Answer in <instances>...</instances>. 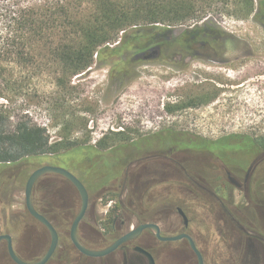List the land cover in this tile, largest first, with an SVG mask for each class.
<instances>
[{"label":"flooded vegetation","instance_id":"obj_1","mask_svg":"<svg viewBox=\"0 0 264 264\" xmlns=\"http://www.w3.org/2000/svg\"><path fill=\"white\" fill-rule=\"evenodd\" d=\"M207 37L196 27L190 43L204 45ZM203 56L198 50L178 54L179 61L186 63ZM214 61L222 63L220 57ZM183 135L190 133L167 131L140 138V143L147 140L158 146L147 149L148 145L142 150L144 146L140 145V154L134 155L138 147L130 146L124 155L112 156L95 149L93 160L80 157L73 171L46 165L72 173L88 192V208L77 227V237L87 250H107L141 226H153L105 256L85 255L71 238L82 208L80 192L61 175H45L41 183L42 204L35 199V188L43 177L33 188V202L38 213L51 223L58 239L46 264H264V147L256 145L254 137L238 134L208 140L222 141V145L214 146L202 145L199 136L194 135L197 137L192 138L193 145L184 149L162 140ZM228 142L246 146L231 147L228 152ZM197 144L199 149L194 148ZM185 152L189 156H183ZM106 157H111V161ZM11 165L14 164H0V264H19L11 255L6 236L20 261L36 264L49 252L53 234L29 212L41 228L22 225L15 232L9 228L3 181L4 170ZM28 175L27 171L20 173L17 182L27 184ZM172 196L175 203H163ZM102 200L114 201L105 216L98 210V201ZM158 235L167 239L187 235L195 249L186 237L172 242L163 241Z\"/></svg>","mask_w":264,"mask_h":264},{"label":"rangeland","instance_id":"obj_2","mask_svg":"<svg viewBox=\"0 0 264 264\" xmlns=\"http://www.w3.org/2000/svg\"><path fill=\"white\" fill-rule=\"evenodd\" d=\"M255 9L254 15L258 0ZM254 15L238 14L234 0L229 5L216 1L201 19L192 18L170 28L159 37L158 45L148 50L135 55L123 51L102 61L95 57L93 67L74 76L67 91L56 87L51 70L27 73L16 69L10 72V84L0 80V116L8 118L5 124L9 128L23 120L45 128L51 145L64 137L96 145L111 133L137 140L167 131L212 141L234 134L258 139L264 135V17L257 20ZM206 25L202 31L208 34L204 45L190 43L193 30ZM189 50L204 56L190 63L179 61L180 51ZM219 57L222 63L214 61ZM190 102L202 105L183 109ZM168 107L175 110L169 112ZM73 118L76 126L72 125ZM146 143L149 141L141 144L142 150L148 147ZM172 143L190 148L187 142ZM149 145L147 149L158 146ZM240 146L246 144L228 142L225 150ZM78 162V157L63 151L57 158H29L4 170L6 219L12 232L22 225L41 228L26 209V184L17 182L20 173L27 171L29 177L46 165L73 171ZM43 178L35 188L39 205ZM175 201L172 196L163 203ZM113 206L114 201H98L101 216Z\"/></svg>","mask_w":264,"mask_h":264},{"label":"trees","instance_id":"obj_3","mask_svg":"<svg viewBox=\"0 0 264 264\" xmlns=\"http://www.w3.org/2000/svg\"><path fill=\"white\" fill-rule=\"evenodd\" d=\"M216 1L230 3V0H0V80L10 84V72L16 69L27 73L51 70L56 87L67 91L74 76L93 67L95 57L102 61L123 51L135 55L148 50L158 45L159 37L169 33L170 28L192 18L201 19L207 7ZM258 2L259 9L254 15L256 0H234L238 14L254 15L257 20L264 17V0ZM206 28L207 25L201 30ZM199 105L202 103L190 102L183 109ZM174 110L168 107L169 112ZM73 120L72 125L76 126ZM7 121L8 118L0 116V164L5 165L47 155L57 158L63 151L86 161L93 160L95 149L112 156L124 155L126 149L134 146L138 147L137 153L143 140L111 133L96 145H83L67 137L51 145L45 128L30 120L19 121L9 128ZM183 136L162 140L187 142L190 147L192 138L197 137ZM197 138L204 146L222 145V141ZM256 140V145L264 147V135ZM110 158L106 160L111 161Z\"/></svg>","mask_w":264,"mask_h":264},{"label":"water","instance_id":"obj_4","mask_svg":"<svg viewBox=\"0 0 264 264\" xmlns=\"http://www.w3.org/2000/svg\"><path fill=\"white\" fill-rule=\"evenodd\" d=\"M48 174H57V175H61L65 178H67L68 180H70L78 189V191L80 192L81 198H82V208H81V212L78 215V217L76 218L73 227H72V232H71V238L73 243L75 244V246L77 247L78 250H80L83 254L88 255V256H92V257H102L105 256L109 253H111L112 251H114L120 244L133 239L135 236H137L143 229L145 228H153V226H141L138 230L136 231H132L129 234H127L125 237H123L122 239H120L117 243H115L112 247H110L107 250L104 251H90L87 250L79 241L78 237H77V227L79 225V223L82 221V219L85 216L86 210L88 208V203H89V195L88 192L86 190V188L84 187V185L80 182V180L75 177L72 173L58 168V167H54V166H45L42 167L36 171H34L31 176L29 177V180L26 184V190H25V198H26V208L28 210V212L35 218L37 219L40 223H42L44 226H46L53 234V243L52 246L49 250V252L45 255V257L40 260L38 263L36 264H46L49 259L52 257V255L54 254L56 248H57V244H58V239H57V235L55 233V230L53 228V226L51 225V223L40 213H38V211L36 210L35 206H34V202H33V188L35 186V184L37 183V181L42 178L45 175ZM160 237V235H158ZM183 237H186L189 242L191 243V246L195 249V246L192 242V240L189 238V236L184 235V236H179V237H173V238H161L163 241H177L178 239H181ZM9 242H10V252L11 255L13 257V259L19 263V264H26L22 261H20L15 254L13 253V249H12V245H11V239L10 237L6 236L5 237ZM202 263V262H201Z\"/></svg>","mask_w":264,"mask_h":264}]
</instances>
